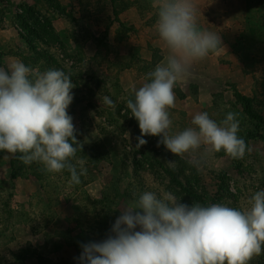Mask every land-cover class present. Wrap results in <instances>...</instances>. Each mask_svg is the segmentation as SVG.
<instances>
[{
    "label": "rangeland",
    "instance_id": "1",
    "mask_svg": "<svg viewBox=\"0 0 264 264\" xmlns=\"http://www.w3.org/2000/svg\"><path fill=\"white\" fill-rule=\"evenodd\" d=\"M129 1L133 5L120 16L130 30L124 38L118 35L122 34L121 25L118 21L114 24L116 7L112 5L101 16L94 17L95 0H0V67L7 69L9 63L20 61L11 52L18 46L29 57L44 52L53 60V69L62 70L71 78L75 86L72 92L77 95V81L81 86L79 102L76 99V108L68 114L73 118L75 136L82 149L100 138L98 144L103 145L106 153L101 157L89 154L77 157L85 161L86 169L78 187L64 184L55 195L56 206L41 195L43 204L51 205L54 221L45 226L32 217L15 223L12 229L15 241L0 243V264L12 262L10 250L18 252L26 248L32 253L27 264H81L82 252L77 251L74 242L78 236L93 239L82 233L91 221L86 208H92L89 202L109 204L119 216L122 208L132 202L125 194L133 191L130 184L135 179V166L129 163L124 167L126 157L129 160L136 157L145 165L148 172L143 174L142 183L152 192L162 190L163 182L170 183L165 181L169 176L153 165L158 161L172 174L187 175L198 183L201 195L218 199L215 203L206 200L208 206L236 203L245 209L250 206L249 197L264 190V108L255 106L262 117V121H257L247 116L241 100L258 97L264 102V28L259 25L257 0H193L198 27L220 35L222 45L216 54L194 62L190 74L177 82L175 107L169 109L170 134L193 127L191 120L198 112H207L217 123L228 112L236 113L240 123L238 136L249 149L239 159L223 151L205 155L202 150L184 157L174 156L165 146H157L161 137L150 135L142 137L146 144L136 147L141 131L126 104L135 99L134 89L150 82L147 73L164 61L166 49L156 31L153 0H147V6L140 5L138 0ZM81 2L87 9L78 14L77 4ZM27 6L33 11L29 12ZM22 16L47 36V44L38 41L35 51L20 44L18 34L22 28L18 19ZM152 48L160 50L162 59L157 65H152L156 52ZM104 96L115 107L103 105L99 98ZM14 155L5 152L0 166L1 189L6 190L7 197L14 194L13 209L17 203L29 206L31 197L41 191L34 178L13 183L10 162Z\"/></svg>",
    "mask_w": 264,
    "mask_h": 264
},
{
    "label": "clouds",
    "instance_id": "2",
    "mask_svg": "<svg viewBox=\"0 0 264 264\" xmlns=\"http://www.w3.org/2000/svg\"><path fill=\"white\" fill-rule=\"evenodd\" d=\"M153 7L166 56L147 73L150 82L134 89L135 99L126 104L141 131L136 147L146 144L142 137L150 135L161 137L157 146H165L174 156L202 150L205 155L223 151L233 159L243 158L249 149L238 136L240 123L234 112L219 123L207 112H198L191 120L193 127L170 134L175 85L190 74L194 62L216 54L222 40L200 30L193 0H153ZM74 87L62 70L40 72L21 61L0 67V151L19 153L23 164L40 163L48 173L67 170L69 183L79 184L85 161L75 157L77 146H83L67 111ZM99 99L115 107L108 96ZM248 204L245 209L220 203L189 206L172 193L158 196L145 191L122 208L111 230L114 235L81 245L79 260L81 264H249L264 252V190L251 195Z\"/></svg>",
    "mask_w": 264,
    "mask_h": 264
},
{
    "label": "trees",
    "instance_id": "3",
    "mask_svg": "<svg viewBox=\"0 0 264 264\" xmlns=\"http://www.w3.org/2000/svg\"><path fill=\"white\" fill-rule=\"evenodd\" d=\"M137 3L145 6L148 5L147 0H138ZM83 5V2L77 4V6L80 7V10L77 12L78 14H81L82 11L84 12L87 9V7ZM95 5H93L94 17L97 14L101 16L104 13V10L109 5L116 7L115 18L113 21L114 24L117 23L116 21L120 23L121 28L119 29H121L122 31V34H117L121 37L126 38L127 36L125 35H127L130 30L125 27L124 23L121 21L120 16L125 10L133 5V3L129 0H95ZM257 5L259 12V25L264 28V0H257ZM27 8L29 7L27 6ZM73 8L75 9V6H73ZM61 10L63 12H66V9L64 8H61ZM28 11L32 12L33 10L30 7ZM18 21L22 28V32H19L18 34L20 44L22 43L30 51L37 50L36 45L38 41L47 44V36L44 35L43 32L37 30L34 26H32V24L27 20L26 17H19ZM110 26H113V23H111ZM108 33H106V35H108ZM115 34L116 32L113 33V35ZM18 47L11 49V52H15L14 54L16 55V58L22 61L26 66H29L33 69L40 68V70L53 69V60L45 55L44 52L38 51L36 52V57H29L25 54L24 49ZM152 51H156L154 52L155 55L152 61V65H157V63L162 59V57H160V50L152 48ZM42 63H44V66H41ZM80 88L81 86L77 81V95L75 94V92H72L73 102L67 109L68 112L76 108V99L78 104ZM241 100L243 101V109L246 112L247 116L257 121H262V117L259 116V112L255 109V106L264 108V102L258 99V97L251 99L241 98ZM253 137L254 136H250V138ZM99 142L100 138H98L97 142H94L92 145L83 148L82 151H79V149L77 148L75 159L77 157H82V154L94 155L96 157L106 156V153L103 150V145L98 144ZM96 146L97 148H95ZM4 154L5 152H0V166L3 161L2 159ZM19 155L20 154L17 153L11 158V180L13 181V183L17 184L19 180L34 178L38 182L41 191L40 194L37 193L31 197L32 201H30L29 206L17 203V208L13 209L11 208V203L14 200V194L11 193L10 196L7 197L8 194L6 190L3 191V189H1L2 179L0 178V243H2V241H6V243L9 244L15 241L13 237L14 232H12V229H15V223L28 221L29 219L34 217V221L37 220L38 222L43 223L45 226L50 225L55 219V216H53L54 212L50 204H53L55 202V200L57 199L55 195L60 191V189H63L62 186L67 183L70 184V173L67 170L61 173H48L47 171H45L44 166L40 163L33 162L30 165L23 164L18 159ZM75 159L72 161L73 163H75ZM129 163L135 166V179H133V183L130 184V186L133 187V191L126 192L125 195L129 200L133 201L134 199L138 198L141 193L151 190L148 188V186H144V184L142 183L144 181L143 174H146L148 172V170H146L145 168V165H143L142 162L138 161L136 157L132 160H129L128 157L124 158L123 166L128 167ZM153 165H155L157 169H162L164 173L169 176L165 178V181L170 180V183L168 185H164V182L161 184L162 190H155V193L158 196L161 193H172L178 200H180L181 203L189 204V206H191L193 203H199L201 205L208 206L206 200L212 201L213 203L218 201V199H214V197L212 198L209 194H207L206 197L204 195H201L199 193V188L201 186L198 183H194L192 180H190L187 175L184 176L182 174H172V172L169 171L165 165L158 161ZM70 185H72L73 187H78L79 184ZM43 194L48 197L50 204H43L45 202V200H43L41 197V195ZM89 204L92 205V208H89L88 206H86V208L91 221L88 224V228L86 230H83L82 233L83 236L90 234L93 239L91 240V238L88 237L83 239L81 236H78L77 242H74V247L79 252L83 251L81 247L82 244H88L94 241L96 243H99L106 240L110 235H114L111 230L116 219L119 217L116 210H114L109 204L107 206L96 205L92 202H89ZM54 206H56L55 203ZM229 207L241 209L236 203H231V205L229 204ZM9 254L13 258V260L8 264H27L28 260L32 256L30 248H26L18 252L10 250ZM249 264H264V252H262L258 256H255L249 262Z\"/></svg>",
    "mask_w": 264,
    "mask_h": 264
}]
</instances>
